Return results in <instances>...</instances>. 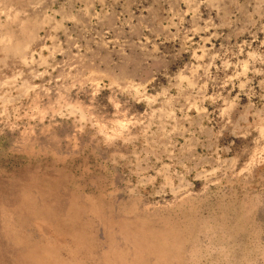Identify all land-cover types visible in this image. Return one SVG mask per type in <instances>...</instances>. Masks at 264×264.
I'll use <instances>...</instances> for the list:
<instances>
[{
  "label": "rangeland",
  "instance_id": "1",
  "mask_svg": "<svg viewBox=\"0 0 264 264\" xmlns=\"http://www.w3.org/2000/svg\"><path fill=\"white\" fill-rule=\"evenodd\" d=\"M0 264H264V0H0Z\"/></svg>",
  "mask_w": 264,
  "mask_h": 264
},
{
  "label": "bare ground",
  "instance_id": "2",
  "mask_svg": "<svg viewBox=\"0 0 264 264\" xmlns=\"http://www.w3.org/2000/svg\"><path fill=\"white\" fill-rule=\"evenodd\" d=\"M4 250H6V249H4ZM4 250H3V251H4Z\"/></svg>",
  "mask_w": 264,
  "mask_h": 264
}]
</instances>
